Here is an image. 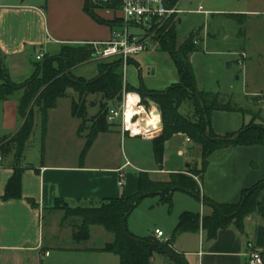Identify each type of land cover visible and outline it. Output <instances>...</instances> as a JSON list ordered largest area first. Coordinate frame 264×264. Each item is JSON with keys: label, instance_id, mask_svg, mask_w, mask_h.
Returning a JSON list of instances; mask_svg holds the SVG:
<instances>
[{"label": "crops", "instance_id": "0c3cea01", "mask_svg": "<svg viewBox=\"0 0 264 264\" xmlns=\"http://www.w3.org/2000/svg\"><path fill=\"white\" fill-rule=\"evenodd\" d=\"M97 12L104 19L115 18L111 10L101 9ZM113 27L95 20L85 10V0L0 2V61L4 59L11 62L9 70L5 64L4 67L6 71L13 72L17 60L23 59L26 63L31 48L35 49L33 56L39 62L43 59L38 60V55L41 53L57 55L65 45L90 43L94 46L96 42L107 41L111 37ZM52 46H60V51L50 54L49 50L53 49ZM37 50L40 52L38 53ZM243 53L245 55L244 51ZM135 58L137 60V57ZM35 71L36 65L34 72L20 82L14 80V74L12 77L8 72L7 74L15 83L23 84ZM127 82H129L128 78ZM255 93L256 91L253 94ZM68 94L67 97L59 98L56 107L49 110L47 131L50 114L59 108L61 100L70 98L72 102L73 97H76ZM13 97L14 95L6 100H0L3 133L12 136L23 123L19 111L21 98L17 100ZM147 101L148 106L159 108L153 100L148 98ZM37 109L40 112V108ZM67 117L73 122V132L78 133L81 120L72 113L67 114ZM75 119H78L79 123L76 124ZM244 124L246 117L240 110H217L212 115V127L219 136L238 131ZM54 127L62 131L68 128L62 123H56ZM113 129L115 133L129 135L123 132L121 120L113 123ZM104 133L98 135L85 161L80 164H72L68 161L61 164L45 162L27 164L22 160L16 162L13 154L5 157L0 155V264H64L63 254L68 252L92 256L103 254L100 249L106 243L113 241L114 235H106L102 229H96L102 226L93 225L90 228L89 240L75 241L73 228L80 225L82 219L67 218L65 210L57 207L59 202L72 207L99 205L105 198L136 193L140 171L148 172L155 181H168L173 173L186 172L191 164L202 161L200 146L189 136L179 133L166 142L162 167L157 166L150 136L129 135L131 140L141 138L145 143H152L147 147L145 154L135 155L132 149L130 154L124 153V160L113 161L112 164L89 163L90 152L102 139ZM16 166L24 169L22 195L19 198H5L7 184L14 175ZM262 179H264V145H230L215 150L209 156L207 170L199 182L203 197H209L219 203H237L245 188L253 186ZM177 192L186 194L189 198H185H192L199 206L194 205L181 210L175 227L180 215L185 211L199 213L201 217L213 214V207L205 204L202 198L198 199L183 191L174 192L173 197ZM58 199L60 201L57 203ZM261 199L264 201V189ZM47 212L54 217L48 231L45 226ZM154 233L155 231L152 232ZM97 234L103 239V243L93 247L83 246L82 243L90 242ZM168 236L171 237L172 248L184 255L189 264H248L250 252L260 251L264 254V217L257 212L252 213L245 218L243 231L230 224L219 230L218 235L213 239H209L202 228L197 232L186 231ZM62 240L68 241V244H59ZM55 248L61 251L53 256L51 250ZM158 255L164 256L159 257L160 262L164 264H177L171 256L160 253L152 257V264L157 260ZM114 263L120 264V258L115 259Z\"/></svg>", "mask_w": 264, "mask_h": 264}, {"label": "trees", "instance_id": "16d2710c", "mask_svg": "<svg viewBox=\"0 0 264 264\" xmlns=\"http://www.w3.org/2000/svg\"><path fill=\"white\" fill-rule=\"evenodd\" d=\"M108 3L95 4L94 0H85V10L98 22L110 26L121 24L107 20L99 15V9H115L121 6V0H106ZM180 0H167L168 6L179 4ZM198 33L192 32L182 43L178 42L175 17L165 22L159 30L158 45L173 59L180 75V80L163 90L148 88L142 81L138 87L127 82V91L138 92L143 102L148 105L151 99L159 105L162 116V130L150 135L153 143L155 160L162 167L166 142L174 135L183 133L200 146L201 163L191 164L186 172L173 173L168 181H155L146 171L138 173V190L131 195L102 199L99 205L72 207L59 202L57 207L65 210V216L82 219L80 225L73 228V239L77 242L89 240L91 226L104 227L114 235L100 251L119 256L120 264H152L156 253L171 256L177 264H189L186 257L172 248V241L162 242L155 234L138 236L128 227V219L140 201L150 195H160L163 204L172 205L174 192L183 191L205 204L213 207V214L201 217L199 213L185 211L180 215L173 236L181 232H197L201 228L209 239L218 235L219 230L230 224L240 231L244 230V220L252 213L264 217V201L261 193L264 179L242 191L237 203H219L202 196L200 182L208 167L209 156L218 149L233 146L264 145V117L254 113L251 121L235 132L219 136L212 127V115L217 110H240L226 103L219 93L200 90L197 85L191 56L198 50ZM95 49L90 43L84 45H65L57 55L44 54L36 63L33 76L23 84L12 81L4 64H0V100H6L18 90H23L19 111L23 123L19 130L0 144V155L13 154L16 162H21L26 145L35 126L36 108L42 114L44 135L47 131L48 112L55 108L59 98L69 96L73 89L77 97L72 99V114L81 120L79 136L85 138L81 154L83 163L100 133L109 132L113 123L108 121L111 106L119 107L123 101L124 73L122 59L111 58L97 61L99 74L93 79L77 76L73 69L88 63L94 57ZM129 64L139 66L136 58ZM100 96L99 109L89 116L88 96ZM94 105V104H93ZM259 120V121H258ZM258 121V122H257ZM86 132V133H85ZM23 168L16 166L14 175L6 187L5 198H19L22 195Z\"/></svg>", "mask_w": 264, "mask_h": 264}, {"label": "rangeland", "instance_id": "374dc122", "mask_svg": "<svg viewBox=\"0 0 264 264\" xmlns=\"http://www.w3.org/2000/svg\"><path fill=\"white\" fill-rule=\"evenodd\" d=\"M15 1L24 0H0V2ZM99 1L102 0H94L95 4L100 3ZM103 1L108 3L106 0ZM201 5L204 12L197 11ZM179 8L183 12L175 17L178 42L182 43L192 32L198 33L196 36L199 41L198 50L191 56L198 88L219 93L221 99L226 103L229 102L230 106L241 108L246 123L251 121L254 113L258 112L264 117V0H180ZM102 10H111L115 17L112 20L122 22L120 7ZM149 32L153 35L151 36ZM158 35L159 31L147 30L148 49L137 56L140 66L136 64L128 66L127 78L131 84L139 85L142 81L149 88L163 89L180 80L170 54L162 51L158 45ZM52 47L53 49L49 50L50 54L60 51V46ZM34 51L33 48L29 50L26 63L23 59L17 60L13 72L8 71L11 62L3 59L0 64L1 62L5 64L8 74L11 77L14 74V80L20 82L35 70L38 62L33 56ZM238 59H241L242 63H239ZM99 60L103 59L93 57L88 63L74 68L73 73L87 79L93 78L99 74L97 65ZM229 61L233 62L231 67H228ZM255 91L256 93L253 94ZM69 93L70 96L77 97L73 89H70ZM21 96L22 90H19L15 92L13 98L18 100ZM100 100V96H88L89 116L96 114ZM71 104L70 98L61 100L59 108L50 114L48 131L45 135L41 113L36 110L35 126L22 157L23 163L61 164L68 161L72 164H80L82 162L81 154L86 140L80 138L77 131L73 132V122L67 117V114L72 113ZM111 107L116 108V106ZM1 121L0 117V144L5 138L12 136L3 133L4 125ZM74 121L76 124L79 123L78 119ZM56 123L65 124L68 128L63 131L58 128L57 130L54 127ZM149 145L152 143H145L141 138L131 140L129 135L115 133L112 128L104 133L102 139L90 152L89 163L112 164L113 161L124 160V153L130 154L132 149L135 155L145 154ZM129 170L133 171L132 168ZM185 197L189 198L186 194L177 192L172 197V205L163 204L161 196L157 194L143 198L129 217V229L138 236L152 235L156 228L162 229L166 235H173L179 212L184 208H191L190 206H199L192 198ZM83 204L90 205V203ZM53 218L50 212L46 213V231L50 229ZM96 229H102L106 235H113L102 227ZM100 243H103V239L97 234L90 242L82 244L93 247ZM59 244L66 245L68 241L62 240ZM51 251L55 256L61 249L55 248ZM102 253L92 256L68 252L63 254V262L64 264H115V259L119 260L116 254ZM159 257L164 256L158 255L153 264H164L160 262Z\"/></svg>", "mask_w": 264, "mask_h": 264}, {"label": "built area", "instance_id": "2783aa9c", "mask_svg": "<svg viewBox=\"0 0 264 264\" xmlns=\"http://www.w3.org/2000/svg\"><path fill=\"white\" fill-rule=\"evenodd\" d=\"M122 22L112 28L109 40L94 43V58L98 59H122L124 73L123 101L119 107H112L108 114V121L115 123L121 120L124 133L130 136H150L162 129L161 110L157 107L146 105L138 92L127 91V70L129 60L137 57L148 49L147 30L159 31L167 20L176 17L183 12L179 4L168 6L167 0H121ZM198 12H204L201 5ZM152 36L151 32H149ZM44 57V53L38 55V60ZM242 63L241 59L239 60ZM132 107V109H131ZM131 109V110H130ZM159 112L161 127L146 128L145 123L153 117V112ZM139 127V131L137 130ZM155 236L162 242H170L171 237L161 229L155 230ZM248 264H264V254L260 251H252L248 254Z\"/></svg>", "mask_w": 264, "mask_h": 264}, {"label": "bare ground", "instance_id": "6f19581e", "mask_svg": "<svg viewBox=\"0 0 264 264\" xmlns=\"http://www.w3.org/2000/svg\"><path fill=\"white\" fill-rule=\"evenodd\" d=\"M132 109V107H131ZM130 109V110H131ZM148 121L144 124L146 128H160L161 127V120H160V115L159 112L154 111L153 112V117H151L150 119H147ZM139 127H137L136 131H139Z\"/></svg>", "mask_w": 264, "mask_h": 264}, {"label": "water", "instance_id": "95a60500", "mask_svg": "<svg viewBox=\"0 0 264 264\" xmlns=\"http://www.w3.org/2000/svg\"><path fill=\"white\" fill-rule=\"evenodd\" d=\"M227 64H228V67H231L233 65V62L229 61Z\"/></svg>", "mask_w": 264, "mask_h": 264}]
</instances>
